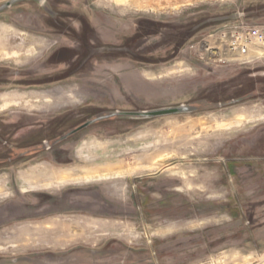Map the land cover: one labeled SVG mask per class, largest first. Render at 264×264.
I'll use <instances>...</instances> for the list:
<instances>
[{
	"label": "rangeland",
	"instance_id": "obj_1",
	"mask_svg": "<svg viewBox=\"0 0 264 264\" xmlns=\"http://www.w3.org/2000/svg\"><path fill=\"white\" fill-rule=\"evenodd\" d=\"M234 23L259 31L248 55L216 38ZM263 32L264 0H20L0 11V235L22 221L38 233L7 236L0 264H264ZM181 105L193 110L125 114ZM52 139L65 141L18 157ZM42 171L73 182L28 176ZM22 188L89 190L95 219L81 229L71 214L83 208L33 195L74 225L72 241L46 242L51 228Z\"/></svg>",
	"mask_w": 264,
	"mask_h": 264
},
{
	"label": "crops",
	"instance_id": "obj_2",
	"mask_svg": "<svg viewBox=\"0 0 264 264\" xmlns=\"http://www.w3.org/2000/svg\"><path fill=\"white\" fill-rule=\"evenodd\" d=\"M43 175H28L30 177H34V178H38L43 180V182H45L46 184H48L51 188H56V185L60 184L59 181L63 182V183H67V182H73V176L72 175H66V173H64V175H60L57 173L56 174H47L44 171L41 172ZM28 176L26 175V177H22L16 180V183L18 184V186L21 187V183L20 180L25 181V183H27L28 181ZM71 177V178H70ZM11 184H13V181L11 182ZM68 191H55L53 192V194H50V189H44V190H24L22 188V192H31L30 195L31 198L33 200V202H31L29 199L25 198L26 200H28V202L30 204H37V212H40L42 214L41 217H43V221H41V225L42 227H46L48 226L51 229H43L41 230V236L44 237L45 240H47L46 242H51L52 244H62V243H67L73 240L72 238V227L74 226L73 224H77V227H80L81 229H86L87 226L92 225L91 224V220L95 219V215H93V212H96L98 210V208L95 206V204L92 203L91 201V197H90V193L88 192L89 190H86V196L79 198V197H75L77 194H79V192H75L77 190H73V189H66ZM78 191H82V190H78ZM61 192V193H60ZM48 194L50 196L53 195H57V197L60 198V200L66 201L69 204L73 205V207H77L79 208H83L84 211L83 212H79L77 215L75 214H71L74 218V222L73 224L69 223L67 224V222H65V220H63V217L65 214H60L55 212V209H53V207L51 206V202L50 201H42L40 200V202L38 201L39 198L34 197L33 195H38V194ZM15 194V192H14ZM16 196L18 195L17 193L15 194ZM24 197V196H23ZM12 205H19V203H14ZM18 208H15L16 211ZM14 210V211H15ZM11 211L13 210H7V212L4 214L3 219L7 216L8 213H11ZM21 211V210H20ZM80 217H84V219L79 220L78 218ZM2 220V219H1ZM33 222L36 221H22V222H17L15 224H11L10 227L6 228L4 227V230H10L9 234L6 236L0 235V243H2V241L7 242V238L9 237L10 234H12V232H19L18 234H16L17 236H14L15 238L17 237V239L14 240H22L23 242V238L26 237L28 239H30V236L33 238L35 236V234H38L37 231L34 229L35 227H37V225H34ZM20 226H23L21 229L19 228ZM84 229V230H85ZM3 231V230H2ZM7 234V233H6ZM8 236V237H7ZM31 238V239H32ZM21 242V243H22Z\"/></svg>",
	"mask_w": 264,
	"mask_h": 264
},
{
	"label": "built area",
	"instance_id": "obj_3",
	"mask_svg": "<svg viewBox=\"0 0 264 264\" xmlns=\"http://www.w3.org/2000/svg\"><path fill=\"white\" fill-rule=\"evenodd\" d=\"M215 32L217 35L216 38L219 37L222 41L225 42V52L231 55L238 54L239 56L249 54L250 46L255 43V38L253 35L259 33L258 30H253L252 28H248L244 31V29L236 23L225 25L224 27L218 29ZM260 39L264 43V32L263 35H261ZM207 43L208 46L206 47V50L212 51V53L216 54L217 52L214 48L218 47L209 45V42Z\"/></svg>",
	"mask_w": 264,
	"mask_h": 264
},
{
	"label": "water",
	"instance_id": "obj_4",
	"mask_svg": "<svg viewBox=\"0 0 264 264\" xmlns=\"http://www.w3.org/2000/svg\"><path fill=\"white\" fill-rule=\"evenodd\" d=\"M18 1H20V0H10V1L6 2L4 5H2L0 7V11H2L3 9H6L8 7H11L13 4L17 3ZM41 1L44 2L45 0H41ZM192 110H193V107H190L187 105H181L178 107H168V108L142 111V112H137V113H125V114L135 115V116L144 117V118H150V117H157V116H163V115H171V114H176V113L190 112ZM90 123H93V121L87 122L83 127L88 126ZM83 127H80L78 130L82 129ZM70 134H72V133H70ZM70 134L66 135L63 139L69 137Z\"/></svg>",
	"mask_w": 264,
	"mask_h": 264
},
{
	"label": "flooded vegetation",
	"instance_id": "obj_5",
	"mask_svg": "<svg viewBox=\"0 0 264 264\" xmlns=\"http://www.w3.org/2000/svg\"><path fill=\"white\" fill-rule=\"evenodd\" d=\"M87 122H89V121H86V122H84V123L78 124L77 126H75L74 128H72V131H71L72 134H70V135H73V134H75V133H78L79 131H81V130H83V129L89 127V126H91V123H90L88 126L83 127ZM80 127H83V128L80 129V130H78ZM75 131H76V132H75ZM63 141H65V140H58V141H56V140H54V139H52V140H45V141H43L41 144H36L35 147H38L37 149L33 150V149H30V148H29V149H27L26 151H24L23 153H21V155H19L18 157H25V156H28V155H30V154L38 153V152L42 151V149L44 148L43 143H44V144H47L48 148H51V147H54V146H56V145L62 143ZM51 144H52V145H51ZM40 149H41V150H40ZM14 158H17V157H14ZM14 158H13V157H10V158H8V159H6V160H8V161L11 162V161H13ZM0 161H2V159H1ZM4 161H5V160H4Z\"/></svg>",
	"mask_w": 264,
	"mask_h": 264
}]
</instances>
